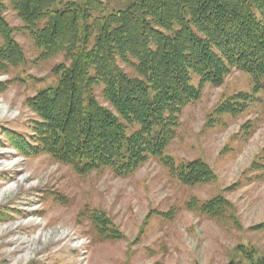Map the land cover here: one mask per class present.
<instances>
[{
	"label": "rangeland",
	"instance_id": "374dc122",
	"mask_svg": "<svg viewBox=\"0 0 264 264\" xmlns=\"http://www.w3.org/2000/svg\"><path fill=\"white\" fill-rule=\"evenodd\" d=\"M102 1L106 15L129 5ZM87 2L57 0L54 9ZM0 3L24 56L0 70V264H245L241 245L264 256V90L250 75L232 69L218 86L192 75L200 99L182 109L165 151L168 165L204 161L213 181L185 185L155 157L128 177L110 168L80 171L46 150L24 154L14 146L12 135L41 146L43 120L29 101L57 88L58 68L70 62L64 55L43 60L11 0ZM96 95L111 108L103 87ZM222 105L248 107L220 114ZM218 196L230 204L221 218L200 213Z\"/></svg>",
	"mask_w": 264,
	"mask_h": 264
},
{
	"label": "trees",
	"instance_id": "16d2710c",
	"mask_svg": "<svg viewBox=\"0 0 264 264\" xmlns=\"http://www.w3.org/2000/svg\"><path fill=\"white\" fill-rule=\"evenodd\" d=\"M11 2L43 50L42 59L64 55L70 62L59 66L57 88L29 101L43 120L41 146L32 149L11 136L24 154L42 149L80 171L110 168L128 177L151 157L168 165L165 151L179 115L201 96L192 75L218 86L237 69L264 90V0H129L124 10L108 15L102 0H88L84 7L68 3L60 10L54 9L57 0ZM1 15L2 3L4 71L24 56ZM122 64L138 76H130ZM100 86L111 108L99 102ZM247 107L222 105L218 112L236 115ZM132 126L139 128L129 134ZM168 166L188 186L214 180L211 167L200 159ZM229 205L218 196L203 203L200 213L221 218ZM238 251L245 264H264L253 248L241 245Z\"/></svg>",
	"mask_w": 264,
	"mask_h": 264
}]
</instances>
